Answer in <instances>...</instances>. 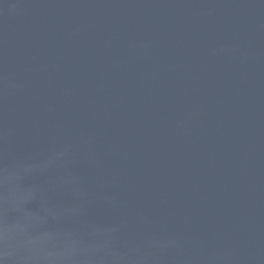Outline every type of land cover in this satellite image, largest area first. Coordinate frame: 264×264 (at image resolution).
<instances>
[{
    "label": "water",
    "instance_id": "obj_1",
    "mask_svg": "<svg viewBox=\"0 0 264 264\" xmlns=\"http://www.w3.org/2000/svg\"><path fill=\"white\" fill-rule=\"evenodd\" d=\"M0 264H264V0H0Z\"/></svg>",
    "mask_w": 264,
    "mask_h": 264
}]
</instances>
